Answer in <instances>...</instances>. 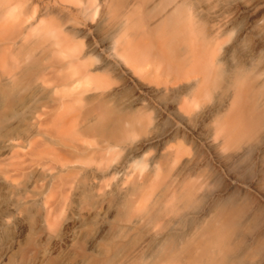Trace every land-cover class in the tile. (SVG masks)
<instances>
[{"label": "bare ground", "instance_id": "obj_1", "mask_svg": "<svg viewBox=\"0 0 264 264\" xmlns=\"http://www.w3.org/2000/svg\"><path fill=\"white\" fill-rule=\"evenodd\" d=\"M6 1L0 19L13 18L10 28L16 30L13 37L0 38V48L12 54L0 57V264H238L261 253L264 205L251 190L264 199V65L256 64V55L264 50V0H174L168 11L152 20L148 0H132L123 10V25L138 17L150 21L148 28L158 47L153 53L165 57L161 64L167 65L168 74L163 81L158 80L160 74L156 81L147 79L143 63L137 60L141 50L131 46L135 36L121 30L115 32L110 48L128 68L114 78V85L106 82L105 75L103 82L99 77L107 61H102L103 67H92L96 47L88 39L99 8L109 10L114 22L120 18L114 16L113 0ZM64 3L75 6L67 15L82 27L63 28L66 19L52 14L55 6ZM223 6L228 7L229 17L223 15ZM211 9L216 10L208 18L205 11ZM1 21L0 32L8 27ZM243 22L245 27L230 43L223 40ZM42 30L45 38L55 39L49 45L55 54L68 59L55 61L52 73L64 67L76 71L75 78L58 80L56 88L67 94L58 99L57 109L65 106V99L78 103L71 104L72 117L77 125L83 122L80 131L99 140L98 145L82 147L74 139H64L66 135L50 138L12 123L25 104L26 98L17 93L33 68L30 63L36 62L32 51L38 50H30L29 43L20 40ZM245 41L253 47L239 52ZM160 65H153L155 72ZM52 79L53 75L47 76L43 82ZM173 86L180 99L163 106L157 95ZM88 92L84 110L80 105ZM223 92V101L216 104V96ZM142 94L153 101L147 102ZM157 107L174 120L163 135L155 133L164 118ZM194 116L199 128L189 125ZM185 131L200 139L219 165L213 166L211 157L203 155L195 168L186 170L192 172L173 173L168 166L182 157V144L177 141L186 139ZM156 143L160 148L147 167L141 166V158ZM116 150L124 152L120 161L96 175L82 164L88 156L112 155ZM218 152L227 153V165ZM248 160L253 169L251 178L244 180L233 170ZM205 168L209 173L201 174ZM132 181L131 191L127 184ZM154 187H161L158 199L146 205ZM104 199L110 204L120 200L116 213L101 206ZM79 203L82 213L75 210ZM186 207L192 208L189 213H184ZM191 213L201 215L197 222L190 221ZM99 216L111 223L115 233L88 241L87 231ZM177 217L181 223L175 222ZM145 222L159 226L146 242L144 237L150 234ZM119 255L122 258L116 262ZM261 261L264 264V255Z\"/></svg>", "mask_w": 264, "mask_h": 264}, {"label": "rangeland", "instance_id": "obj_2", "mask_svg": "<svg viewBox=\"0 0 264 264\" xmlns=\"http://www.w3.org/2000/svg\"><path fill=\"white\" fill-rule=\"evenodd\" d=\"M153 1L154 0H148V3H149L148 10L151 12V15H152L150 20H152L154 17L156 18V17L162 16L166 11H168L172 7L173 2H174V0H158L157 3L153 2ZM6 2H7L6 0H0V5H1L0 8L3 6L5 7ZM65 4L66 3H64V6H55V7H57V8H55L57 10L52 9V14H56L57 16L66 19V23L63 25V28L73 29V28H77V27H82L81 24H77L75 22L74 17H72L71 15L70 16L67 15V11L73 10L75 6L73 4H68V3L66 5ZM29 5H30V2L27 4V6H28L27 9L30 8ZM221 8H222L223 15L228 16L227 13H225L228 10V7L223 6ZM60 9H62V10H60ZM214 10H216V9H211L209 11H205V15L208 16V18H209L211 16V14L214 12ZM37 11H38L37 13L40 14L39 12L42 11V5L39 6V8H37ZM108 11L109 10H107V9H102V8L98 9V15H96L95 20L93 22H91L92 30L90 29L91 32L89 31L90 38L88 37V39L90 41H92L96 47V51L93 55V57H94L93 63L94 64L92 67H94V66L98 67V68L103 67L102 61H107L108 64L104 67L105 69H104L103 73L101 74L103 76L101 77L99 75V77L103 79V77L106 76L105 78L108 81H106V80L105 81L108 84L114 85L116 83V80L114 79L115 78L114 73L120 69V66L114 57V54L110 48V45L113 43V41L115 39L114 34L119 27H117V24L114 21H112L108 18L107 14H104ZM58 13H59V15H58ZM140 13H142V12H140ZM102 14H104L103 18L101 17ZM139 16H141V15H139ZM2 19H3V23L5 21L7 22L8 27L3 26V28H2L3 30L0 32V34H1L0 38L4 39V38L13 37L15 35L14 30H16L15 26H14V29L10 28L12 25L11 22H13V18L11 19L5 15L4 18H2ZM2 19H0V23H2V21H1ZM149 22L150 21H148V23ZM209 26H211V25L208 24L206 26V28L210 29ZM89 27L90 26H84V28H89ZM236 27H237V30H236ZM236 27L231 33H229V35L227 37H224L223 40L229 41V43H230L236 37L238 32L243 27H245V22L237 24ZM0 29H1V27H0ZM35 33L36 32H34V34ZM45 33L43 30L40 31L39 33H36L35 36H34V34L31 33L27 37L22 39L23 41L20 40V42H23L26 44L29 43L28 45L30 47V50H32L33 48H35V49L38 48V50H37L38 52L36 50L32 51V53L35 55V57H37L36 62L32 63L33 62L32 61L30 63L31 65H33V68L31 69V71H29L30 73L28 75V78H26L22 82V84L19 86L20 90H18L17 95L19 97H25L26 100H25V104L22 106V108L20 110L19 116L16 119H14L12 121V123L15 125L17 124L18 128L21 130H23L24 128L25 129L28 128L29 131L38 130L41 134H44V136L50 137V138H58V137L64 138L66 135L67 137H65L64 139H66V138L69 139V140L66 139L67 141L74 139L75 140L74 142L76 144L81 145L82 147L88 146V143H90L91 145H98L99 140L93 139L91 137L87 138L80 131V128L83 127V122H80V124L77 125L75 118L72 117V115H74V113H73L74 108L73 107H74V105L76 107L77 106L76 104H78V103H75L74 100L70 101V99H65V103H64L65 106L57 109V107L59 106L58 105V99L61 98V96H63L64 94L66 95L67 93H65L64 88H56V84L59 83L58 80L62 79V78L69 80L70 78H72V76H74L76 71L72 73V71H74V69L72 70V68L70 69L68 67H64L63 68L64 71H62V69H57V70H54V72L52 73V71H53L52 65L53 64H55L57 61L58 62L61 61V62L65 63V62H68V59L65 58V60L64 59L61 60V58L63 56L60 57L59 56L60 54H58L57 52L55 54L53 49L49 46L50 43L52 41H54L55 39L53 37H52L53 39H49V37L45 38ZM107 34H109V36ZM39 37H40V39H38ZM228 37H230V38H228ZM86 39L87 38L81 39V43L83 45L84 50L86 49V42H87ZM258 39L259 38L256 37L255 42ZM40 40L43 44L40 43ZM44 42H45V45H44ZM39 44H41V46ZM42 45H44V46H42ZM253 45L254 44H252L251 42L245 41V42L239 44V46H238L239 52H248V50H251ZM31 47H33V48H31ZM52 53L55 55H53ZM11 55L12 54L9 53L7 51V49H5V47L3 49L0 48V57L5 56V57L9 58V57H11ZM256 56H257L256 64L261 67L262 65H264V50L261 51L260 53H258ZM48 57L49 58L51 57V58L48 59ZM46 59H48L49 61L47 62ZM60 70L63 73L60 72ZM69 71H71V72H69ZM109 73H110V77H112V78H110L107 75ZM52 75H53V79L51 81L43 82V80H45L47 78V76L49 77ZM74 78H75V76H74ZM107 78H109L110 80ZM101 81L103 82L104 79ZM133 83H134V81H133ZM137 83L145 84V85L148 84L150 86L151 85L154 86V82H151L152 83L151 84L148 80H145V81L139 80V82H137ZM44 84H46V85H44ZM173 87L170 90H167L166 92H161L157 95L158 102L161 103L163 106H165V105L169 106V104L172 101H176V100L178 101L180 99V95L178 96V92L175 90L176 86H173ZM30 93H32V94H30ZM89 95L90 94L88 92V93H85L84 96L82 97V99L85 101L83 102V100H82L83 103L81 102L82 104L80 106H82L84 110L87 109L86 98ZM224 95H225L224 92L219 93L214 100L215 103L216 104L221 103L223 101ZM143 98L147 102L153 101L147 94H144ZM71 104L73 107H71ZM157 108H155L157 112L162 111V109H159V108L157 109ZM121 109H124V107H122ZM122 111H124V110H122ZM154 114L155 113H151V114H149V116L153 118ZM161 114L164 115V118L162 121L157 123L156 129H155V133L158 135H163L169 128H171L172 122L174 121L173 119H171V117L166 115L165 112L162 111ZM71 123H73V124H71ZM168 123L169 124L171 123V124L169 125ZM23 125L24 126L26 125L27 127L26 126L23 127ZM68 125L70 127H67ZM189 125L192 127H195V128H199L198 126H201V124L199 122L198 116H194V117L190 118L189 119ZM66 127H67V129H66ZM59 128H61V129L64 128L67 133H65V131L63 129L61 130ZM179 129L182 130L183 128H179ZM203 130H205V129H203ZM62 131H64V133ZM76 132H78V133L75 134ZM185 132H186V134H185L186 139L185 140L179 139L177 141V142L182 144L181 145L182 146L181 147L182 148V152H181L182 157L179 161L173 162L174 164L171 162V164H169V166H168L173 170V173H179L181 175H185L186 173L188 174V173L192 172V171L187 172L186 170L190 169V168H195L196 163L198 162V164H199V162L202 161L201 158L203 155H205L208 158L211 157V161H212L213 166L216 167V165H219V163H217V161H216L218 158L214 157V153H210L208 151L207 147L203 144V142H201L200 139H198L191 132H189V133L187 131H185ZM73 134L75 137L73 136ZM41 136L38 135L37 138H40ZM78 136H80V137L78 138ZM81 140L84 142L83 144H81L82 143ZM92 141L94 142L93 144H92ZM198 145H200V146H198ZM159 148H160V145L158 143L153 144L152 147L148 150V152H147L148 154L146 153V156L144 155L141 158V161L142 160H144V161H142V165L141 164L140 165L141 166L145 165L147 167L149 160H152V158L154 157V155L156 154V152L158 151ZM151 150H153V151L151 152ZM218 154H219L220 160L222 162L226 163V165H227V161H225V155H227V153L225 152V154H223V152H218ZM123 155H124L123 151L116 150L115 152L112 153V155H105V156L104 155H102V156L98 155L96 157H93V159H90L92 157L88 156L84 161H82V164H84L87 167L89 166L90 168H92L94 170L93 174L96 175L98 173L97 171H99V169H103L104 167H107V165H109V164H115L117 161H120V159L123 157ZM112 160H113V162H112ZM99 162H100V164H99ZM89 163H91V166ZM95 163H97V164H95ZM133 168H134V166H133ZM252 169H253V164H252L251 160H248V161H244L238 167V169L236 171L233 170V173H236L239 176L243 175V179L248 180L251 178ZM208 173H209V171H207L205 168L202 170L201 174L206 175ZM186 176H188V175H186ZM116 181H117L116 179H111L112 183H114ZM224 181L226 182V179H224ZM225 182H223V184H225ZM134 186H135V183L133 181H132V183L127 184V187L129 189H131V191H132V189H134ZM153 190H154L153 194H151L150 196L147 197L146 205H150L158 199L157 195L160 192L161 187L160 188L154 187ZM251 192L254 193L256 200H258V199L261 200L263 205H264V199H262L258 194H256L255 193L256 191L251 190ZM132 197H133V193H132L131 198ZM118 200L119 199H117V204L115 202L110 204L107 199H104V200H101L100 204H101V206H103L105 208H110L111 211L116 213L118 208H119V205H121L120 203H118L120 200L119 201ZM82 207H83L82 204L79 203L76 206V209H75L76 212L82 213ZM191 209L192 208L186 207L184 209V213H189V211H191ZM187 216L190 217V221L192 220V221L197 222V219L201 215L191 213V214H187ZM175 222L181 223L182 219L177 217V218H175ZM106 227H108V228H106ZM158 227H159L158 224L145 222L144 228L146 230H148L149 234H150L149 236L144 237L145 242L147 240H149V238H151V235H153L158 230ZM177 228H180V226H177ZM260 228H264V220L260 224ZM103 231H104V233H103ZM114 233H115V228L112 227L111 223H109L108 221L104 220L102 217L99 216L93 220L91 228L88 229L87 240L88 241L93 240V239L95 240V238H98V237L100 238L101 235L103 237L109 238ZM100 244L101 243H98L99 247H100ZM263 255H264V248L261 251V253H259L257 255L248 256L247 258L239 261L238 264H255V263L256 264H262L263 262L261 260L263 258ZM121 258H122V255L121 256L119 255V257L116 259V262H118V260H121Z\"/></svg>", "mask_w": 264, "mask_h": 264}, {"label": "crops", "instance_id": "obj_3", "mask_svg": "<svg viewBox=\"0 0 264 264\" xmlns=\"http://www.w3.org/2000/svg\"><path fill=\"white\" fill-rule=\"evenodd\" d=\"M113 6L117 9L116 12L114 13V16H118V14L120 15V18L117 20V22H115L118 25V29L116 30V32L124 31V33H128L131 34L133 36H135V41L133 43H131V46L133 47H139V49L141 51H139L140 55H138L137 60L141 63H143L142 67H143V75L148 79L151 80L154 79L153 81H156L158 78L157 76L160 74V81H163V79H165V77L168 74V71L165 72L167 70V65H165V63L161 64V62L163 61V59L165 58L163 55L159 58L156 55H154V50L155 47H157V43L156 40H153L152 38H156L155 34H153L154 32L150 31L148 28V21L145 19H141V18H136L134 23H128L126 26L124 23V18H122L123 15V10H125V7L127 5H129L131 3V0H113ZM118 8L120 10H118ZM108 15V18L110 20H112V14L110 11L104 13ZM103 15H101V17L103 18ZM134 24V25H133ZM126 27V29H125ZM151 32V33H150ZM139 39V40H137ZM154 41V42H153ZM147 49V50H146ZM142 57V58H141ZM140 58V59H139ZM160 62V64L158 63ZM164 62V61H163ZM117 63L120 66V69L117 70L114 73V76H120L121 73L120 72H124L126 71V68L123 64L119 63L117 61ZM154 64L156 65H160V69H158V72H155V68H154ZM153 66V67H152ZM147 68V69H146ZM103 73V72H102ZM98 74V73H97ZM172 74V73H171ZM176 74V73H175ZM99 75H101V73H99Z\"/></svg>", "mask_w": 264, "mask_h": 264}]
</instances>
